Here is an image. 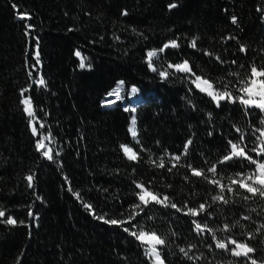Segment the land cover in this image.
I'll return each mask as SVG.
<instances>
[{"label":"trees","instance_id":"trees-1","mask_svg":"<svg viewBox=\"0 0 264 264\" xmlns=\"http://www.w3.org/2000/svg\"><path fill=\"white\" fill-rule=\"evenodd\" d=\"M172 3L177 6L169 9ZM37 38L41 63L29 78ZM172 40L180 47L159 51ZM153 50L160 53L157 72L146 62ZM76 51L90 67L79 68ZM185 60L214 88L227 85L233 96L241 95L239 82L251 67L264 68V0H0V264H153L146 245L130 234L141 230L165 239L159 246L165 264H264V197L225 190V204L212 200L219 188L208 183L223 177L227 184L256 169L243 157L218 163L231 151L229 141L264 162L251 151L264 140L257 139L264 111L239 101L216 107L196 89L195 76L168 68ZM159 71L170 75L163 79ZM41 77L45 86L33 83ZM119 81L147 99L136 111L138 142L129 132L133 113L121 104L102 106ZM25 88L34 118L23 112ZM41 133L51 134L52 160L36 148ZM122 145L136 152V161ZM213 164L215 177L207 171ZM193 168L204 175L192 176ZM137 183L182 210L152 201L135 208ZM201 203L206 207L199 216L184 214ZM9 215L16 225L3 222ZM98 216L127 223L106 224ZM193 220L207 223L217 239L254 251L235 257L233 244L227 251L216 248L213 233L198 235Z\"/></svg>","mask_w":264,"mask_h":264},{"label":"snow or ice","instance_id":"snow-or-ice-1","mask_svg":"<svg viewBox=\"0 0 264 264\" xmlns=\"http://www.w3.org/2000/svg\"><path fill=\"white\" fill-rule=\"evenodd\" d=\"M177 5L175 3H172L169 5V9L171 8H175ZM15 7V5H14ZM124 15H127V12L123 13ZM18 16L20 19H31L30 16H27L26 14H20L18 13ZM232 22L236 23V18L233 17L232 18ZM33 26L31 25H26V28L28 30H31ZM26 35H28V32L26 31L25 33ZM180 45L176 42V40H172L166 44L163 45V47L159 50L160 52H163L165 49L167 48H179ZM191 47L192 48H196V40L193 39L191 42ZM36 52L34 55V58L36 60V64L32 65V71H29L28 76L29 78H32V73L33 71L37 70V65H40V60H39V41L37 38V44H36ZM241 52H244L245 49L243 47L240 48ZM206 55H211L210 53H205ZM75 56L80 58V63H79V68L81 69H85L86 67H90L91 65H86L85 64V57H82V54L80 51H76L75 52ZM157 57V51L153 50V51H149L147 53V65L148 68L153 71V72H157V68L154 67L153 65V58ZM217 59H219V57H217ZM232 63L234 64L235 61H232ZM168 68L169 69H174L175 72H179V73H188L190 75L195 76V79L192 81L193 84H195L196 89H198L200 92L205 93L208 97L211 98V100L213 102H215L216 107H220L221 101L227 100L229 103H235L237 101H239L240 104L244 105V106H255L256 108H259L261 111H264V68H260L258 69L255 65H253L251 67L250 70V74L248 76V78L246 80H241L240 83V88L239 91L241 93V95L239 96H233L231 90L228 88L227 85H225V89L223 91L214 88L213 83L205 78H202L201 76H197L194 73H192V69L188 63L187 60L183 61V63H177L175 65L173 64H168ZM158 75L163 78V79H167L170 75L169 72L167 71H159ZM238 75V74H236ZM34 84H38L39 86H45L46 85V81L44 78H39L38 80H34L33 81ZM124 81H119L118 84L116 85V87L112 90H110L107 94L105 99L102 101V105L103 106H113L116 105L118 101H121L123 99V97L121 96V93L124 91ZM231 83V82H230ZM31 87V86H30ZM29 91L28 88L22 89L21 90V97H23V99L21 100V104L23 105V112L30 118H34V108H33V100L31 96L25 97L24 93ZM130 91L132 93H137L138 89L136 86H132ZM108 97H115V99L109 100ZM258 98V99H257ZM125 111H128L127 108L124 109ZM132 111H135V109L133 108ZM31 123V120H30ZM261 123H264V120L261 121ZM41 127H43V124H41ZM237 131H239V129H237ZM260 132V136L257 137L258 140H260V137H264V130H257ZM129 132L131 133V135L133 137L137 136V132H136V118L132 117L131 119V127L129 128ZM32 133L35 136L37 134V129L35 128V126H32ZM51 134L49 133V137H46L47 139L50 140ZM44 139L42 138L41 140L36 142V148L38 151H42V155L49 159L52 160L53 156L51 155L52 153V148H47L45 146L44 143ZM244 136L243 134H241L240 136V141L241 143L243 142ZM191 144V141H188L187 144L185 145L184 148V154H187V148L188 145ZM229 144L231 146V151L223 156L218 163L221 164H226L228 161H231L234 157H243L245 159L250 160L251 163L256 164V169L254 170V172L252 174H241V173H237L236 176L238 178H229V182L227 184L222 183L223 177H221L220 179H208V183L213 184L215 186H217L219 188V194L214 195L212 197V200L214 201H221L225 204L228 203V200L225 198V196L223 195V193L225 192V190H227V192L232 193V192H239V189H244L246 190L248 193H251L252 195H256L257 193H259L260 196L264 197V162H258L254 159H252V157L248 156V154L245 152L244 147H241L239 143H234L232 141H229ZM123 153L127 156V158L129 160H136L137 156L136 154L133 152L132 148L128 147V146H121ZM251 151H255L257 155H264V140H260V146L251 149ZM58 155V153H57ZM180 156L179 155H175L173 156V160L174 161H179L180 160ZM175 163H173L172 167H175ZM159 167L163 168L164 167V163L163 160H161V163L159 164ZM189 167H191L189 165ZM169 171H171V169H169ZM208 172H211L213 174V177L216 176L217 174V167L215 164L211 165L208 169ZM258 173V175H257ZM191 175L195 176V177H200L202 175H204V170L200 169L197 170L195 168H193L191 170ZM207 179V177H205ZM27 181H28V185L29 187L32 186V182H33V176L29 175L26 177ZM248 181H251V183H248ZM233 185H238L239 187L234 189L232 186ZM256 185H259L260 187H256ZM136 187L139 188L140 194H138V199L140 201V204L134 205L135 208H140L141 205H143L144 207H147L150 203V201L152 202H156V203H160L163 204L165 207L170 206L171 208L176 209L177 211H181L182 209L178 208L177 205L175 203H171L170 205L167 203L169 201V197L167 195L163 196V199H160L158 194H155L151 191H148L147 189L144 188V186L142 184L137 183ZM78 195V194H77ZM250 197H244V199H249ZM85 208H88L89 211L91 212V205L85 203L84 204ZM185 207H187V205H185ZM205 203H201L199 205L198 209L195 208H187V211L184 212L185 215H191V216H199L201 212H203L205 210ZM92 214L95 216V213L92 212ZM28 215L30 217L33 216V213L31 211H29ZM5 217V211L0 210V218ZM97 219L102 220L104 223L106 224H112V225H117L120 223H127V221H117L115 219L113 220H107L104 219L103 216H98L96 217ZM244 219H249V217H244ZM4 223L8 224V225H16L18 223V221L13 218L12 216H8V218L6 220L3 221ZM19 223L23 224V221H20ZM192 223L195 225V231L197 232L198 235H203V233L208 232V233H213V240L216 241L215 247L218 249H224V250H229L228 249V244H233L235 247L233 249H231V255L235 256V257H248V254L253 252L254 249L250 246H248L246 243H240L237 242L234 239L229 238L227 243L224 242L223 240L217 239V237L214 235V230L212 228H210L207 223H201L199 221L193 220ZM224 231H228L229 230V226L227 224L224 225L223 228ZM124 231L128 232L129 229L125 228ZM131 235H133L138 241H140L142 244L144 245H148L149 247H147L145 249L146 255H148L150 257V259L153 260V264H165L164 259L161 256L160 251L158 250L157 246H163L165 245V239L162 238L161 236L157 235L155 232H147L144 230H141L138 234L136 232H130ZM251 238V237H250ZM190 251V249H189ZM180 252L183 253L185 256H188V251H186L184 248L180 249ZM191 258V257H189ZM244 264H247V261L244 262ZM251 264H256V261L254 259H252Z\"/></svg>","mask_w":264,"mask_h":264},{"label":"rangeland","instance_id":"rangeland-1","mask_svg":"<svg viewBox=\"0 0 264 264\" xmlns=\"http://www.w3.org/2000/svg\"><path fill=\"white\" fill-rule=\"evenodd\" d=\"M159 55H160V53L157 52V57L153 58V65L157 61V59L159 58ZM154 67H155V65H154ZM130 89L131 88H128L127 86L124 85V91L121 93V96L123 97V99L121 101H118L117 104L113 105L112 107L117 106L118 104H121L124 109L127 108L128 110L132 111L133 108L136 110L140 105H142L146 101V99H145V97H143L140 89L137 88L138 89L137 93H132L130 91ZM108 99L112 100V99H115V97H108ZM104 107H106V106H104ZM33 124H34V121H33ZM46 135L47 134L41 133L38 136V139L41 140L42 138H45L44 143H45L46 149L49 147L52 148V142H50V140L46 138V137H48ZM257 175H258V173H257ZM248 183H251V181H248ZM256 187H260V186L256 185ZM146 247H149V246L146 245ZM157 247L159 250V246H157ZM152 262H153V260H152Z\"/></svg>","mask_w":264,"mask_h":264}]
</instances>
